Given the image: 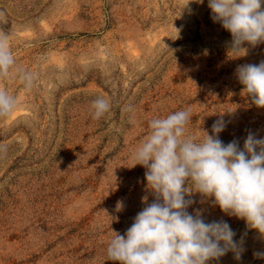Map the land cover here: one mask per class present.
Returning <instances> with one entry per match:
<instances>
[{
  "label": "rangeland",
  "instance_id": "1",
  "mask_svg": "<svg viewBox=\"0 0 264 264\" xmlns=\"http://www.w3.org/2000/svg\"><path fill=\"white\" fill-rule=\"evenodd\" d=\"M0 34L16 61L0 88L17 99L0 119V264H119L106 255L113 231L154 199L146 169L132 167L153 118L190 109L188 132L202 138L222 115L219 139L241 149L249 132L264 137V108L235 74L264 61V44L229 51L208 0H0ZM16 69L36 74L31 89ZM98 97L111 110L96 120ZM191 199L189 213L243 241L240 260L208 264H264V236L211 198Z\"/></svg>",
  "mask_w": 264,
  "mask_h": 264
},
{
  "label": "clouds",
  "instance_id": "2",
  "mask_svg": "<svg viewBox=\"0 0 264 264\" xmlns=\"http://www.w3.org/2000/svg\"><path fill=\"white\" fill-rule=\"evenodd\" d=\"M262 5L264 0H208L212 21L231 34L229 51L246 55L249 47L264 44ZM15 65L8 36L0 34V79L7 78ZM16 71L24 87L31 89L36 74ZM235 74L251 103L264 108V61L239 65ZM16 106V97L0 88V119L9 117ZM91 107L93 119L99 120L111 110V102L98 97ZM190 120L191 110L184 109L149 121V133L132 154V167L146 169V186L154 199L148 203L143 198L145 206L124 235L113 231L106 249L108 260L208 264L228 252L240 260L243 241L234 239L236 233L227 222H206L199 210L188 212L194 193L211 198L223 213L244 220L264 236V137L249 132L241 149L236 140L224 144L219 139L226 127L222 115L213 123L211 135L202 130V138L189 134ZM122 208L118 201L117 209ZM255 255L264 258V253Z\"/></svg>",
  "mask_w": 264,
  "mask_h": 264
}]
</instances>
